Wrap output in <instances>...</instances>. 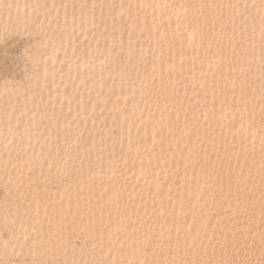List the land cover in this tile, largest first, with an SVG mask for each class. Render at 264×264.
Here are the masks:
<instances>
[{"label": "bare ground", "instance_id": "bare-ground-1", "mask_svg": "<svg viewBox=\"0 0 264 264\" xmlns=\"http://www.w3.org/2000/svg\"><path fill=\"white\" fill-rule=\"evenodd\" d=\"M261 2L0 0V252L264 260Z\"/></svg>", "mask_w": 264, "mask_h": 264}, {"label": "snow or ice", "instance_id": "snow-or-ice-1", "mask_svg": "<svg viewBox=\"0 0 264 264\" xmlns=\"http://www.w3.org/2000/svg\"><path fill=\"white\" fill-rule=\"evenodd\" d=\"M261 7L264 8V0H262L261 2ZM261 37L262 40H264V19H262L261 21ZM262 52H264V45H262ZM262 71H264V65H262ZM221 79H225L224 77H221ZM250 87L249 85H247V81L240 83L238 85L237 80L233 79L231 80V88L229 90L228 88V84L225 83L224 84V90L230 91L231 95L233 97H235L237 95V90L239 89V94L241 96V100H236L235 102L237 104H240L241 102H243L245 105H247V100L244 99V95H245V91L246 89ZM261 96L262 98H264V83L261 84ZM261 120L262 123H264V107H262L261 109ZM264 142V141H262ZM262 171H264V169H262ZM243 170H241L240 172V176H243ZM249 176H251V173H249ZM261 181L262 184H264V175H262L261 177ZM163 185H159L158 184V188H162ZM169 191H171V189H169ZM239 193H242L243 190L239 189L238 190ZM229 195H231V183H229ZM221 195H223V182H221ZM237 206H241L242 204L245 206L242 210L245 211V213H248V209H247V205L252 203L250 198H245L243 201H241V199L239 198V195L237 196V200H236ZM181 208H183V204H181ZM253 215H249L248 216V220L251 221L253 219ZM260 227H261V242L262 245H264V189H262L261 192V206H260ZM177 220L175 217V213H173V223L176 224ZM192 226L189 225V228H191ZM179 231V228L177 229ZM150 239V238H149ZM134 251H140L139 248H134ZM144 251H147V246L145 245ZM262 255H264V247H262ZM104 264H108L107 261L104 262ZM111 264H176V262L173 261H159V260H152L149 261L147 259L144 260H139V261H132V260H122V261H115L113 260L111 262ZM182 264H251L250 260H238V259H231V260H224L221 259L219 261H214V260H208V261H201V260H195V261H184L182 262ZM258 264H264V260L258 262Z\"/></svg>", "mask_w": 264, "mask_h": 264}, {"label": "rangeland", "instance_id": "rangeland-1", "mask_svg": "<svg viewBox=\"0 0 264 264\" xmlns=\"http://www.w3.org/2000/svg\"><path fill=\"white\" fill-rule=\"evenodd\" d=\"M12 39V41H14L13 43L12 42H10V39H5V43L4 44H7L6 46H5V48H3V46L1 47V45H4V44H0V78H4V77H10L12 74H13V72H14V76L15 77H17V76H19V70H18V65H20V58H19V60H18V57L17 56H19L18 55V53L20 52V45H21V42L20 41H22L23 39H17V38H14V37H12L11 38ZM15 47V48H14ZM3 50V51H2ZM11 50V51H10ZM2 52V53H1ZM14 52V53H13ZM16 52V53H15ZM10 53V54H9ZM12 53V54H11ZM17 57V58H16ZM19 61V62H17V61ZM14 63V64H13ZM19 63V64H18ZM16 64H18V65H16ZM14 66H15V68H17L16 70H17V73H16V70H15V68H14ZM15 70V71H14ZM13 71V72H12ZM2 195V190H1V188H0V196ZM1 198V197H0ZM5 225H8L9 226V224L8 223H6V224H1L0 225V237H2L3 235V233L6 231L7 232V228H6V226L4 227ZM5 230V231H4ZM9 230V229H8ZM5 232V233H6ZM7 234H8V232L6 233V234H4L5 236H7ZM2 235V236H1ZM5 236H3V237H5ZM3 252V251H2ZM4 253V254H3ZM3 253H1L0 252V259H2V260H0V262L1 263H3V264H26V263H29V264H31V263H33V262H30L31 260L29 259L28 260V262H26V260H27V256H25L24 255V257H23V255L21 254V255H18L17 256V259H16V257H13V255L11 256L10 255V257H11V259H10V257L9 256H7L6 255V253L5 252H3ZM5 255V256H4ZM3 256H4V259H3ZM15 256V255H14ZM22 256V257H21ZM9 257V258H8ZM19 257V258H18ZM26 257V258H25ZM5 258H7V260L10 262H8V261H6V259ZM14 258V259H13ZM22 258H23V260H22ZM10 259V260H9ZM4 260V261H3ZM12 260V261H11ZM19 261H20V263H19ZM24 261V262H23ZM22 262V263H21ZM48 262V264H53V261L52 262H50L49 260L47 261ZM46 261L45 262H43V263H47ZM0 263V264H1ZM34 264V263H33ZM38 264H42L41 262L40 263H38ZM55 264H57L56 262H55Z\"/></svg>", "mask_w": 264, "mask_h": 264}]
</instances>
